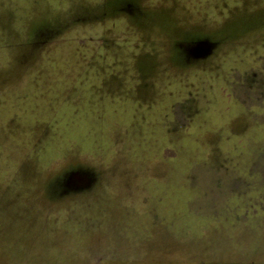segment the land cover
Here are the masks:
<instances>
[{
  "label": "rangeland",
  "instance_id": "1",
  "mask_svg": "<svg viewBox=\"0 0 264 264\" xmlns=\"http://www.w3.org/2000/svg\"><path fill=\"white\" fill-rule=\"evenodd\" d=\"M0 264H264V0H0Z\"/></svg>",
  "mask_w": 264,
  "mask_h": 264
}]
</instances>
